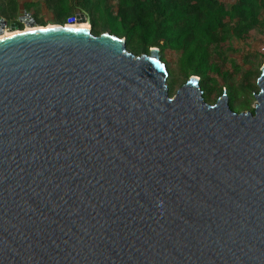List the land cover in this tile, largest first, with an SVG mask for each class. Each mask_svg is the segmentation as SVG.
<instances>
[{
    "label": "water",
    "instance_id": "water-1",
    "mask_svg": "<svg viewBox=\"0 0 264 264\" xmlns=\"http://www.w3.org/2000/svg\"><path fill=\"white\" fill-rule=\"evenodd\" d=\"M167 78L90 23L0 38V264H264V65L253 111Z\"/></svg>",
    "mask_w": 264,
    "mask_h": 264
},
{
    "label": "trees",
    "instance_id": "trees-1",
    "mask_svg": "<svg viewBox=\"0 0 264 264\" xmlns=\"http://www.w3.org/2000/svg\"><path fill=\"white\" fill-rule=\"evenodd\" d=\"M15 1L0 0V19L4 22L16 21ZM42 1L51 11L55 7L53 3L78 5V0ZM108 2L85 0L83 5L97 7L105 4V9L113 15V30L109 32L124 38L126 48L133 53H148L150 48H157L161 54L164 50L178 53L177 68L183 78L180 86L189 77L196 76L202 95L207 99L215 91L217 96L221 93V88L216 87V77H221L229 90V105L233 109L230 102L235 98L237 89L229 82L230 71L222 68L226 57L221 53V48L226 47L225 38L228 35L246 39L252 38L250 33L258 30L264 36V18L261 17L264 0H234L228 8L218 0H116L114 10H111ZM57 19L61 25L70 23ZM88 20L92 26L90 18ZM91 32L95 35L100 33L92 27ZM261 55L264 58V49ZM160 59L166 65V61ZM246 75L248 71L241 86L243 89H253V85L247 83ZM168 88L172 96L173 90Z\"/></svg>",
    "mask_w": 264,
    "mask_h": 264
},
{
    "label": "rangeland",
    "instance_id": "rangeland-1",
    "mask_svg": "<svg viewBox=\"0 0 264 264\" xmlns=\"http://www.w3.org/2000/svg\"><path fill=\"white\" fill-rule=\"evenodd\" d=\"M83 1L85 0H78V5H73L72 3H53L55 6L53 9L54 11H51L45 7L42 0H16L17 19L14 22H4L1 33L6 29L11 30V24H17L19 17H26L25 19L30 21L31 16L33 15L38 21L44 23L41 25L34 24L33 26H47L49 24L56 25L54 23L55 18L65 19L66 21L74 18L73 21L67 24L87 23L86 19L90 18V21L92 22L91 27L95 32L101 33L112 31L113 15L111 11L109 12V10L105 9L106 7L103 6L105 4H99L97 7L93 5L84 6ZM218 1L224 3L227 8L234 2V0ZM108 4L112 8L111 10H114L117 2L116 0H109ZM261 17L264 18V11L262 12ZM22 22V25H18L17 28L12 29V31H20L28 26L25 21ZM250 36L252 38L238 39L232 35H228L225 38L226 47L221 48V53L226 57L225 64H222V68L223 70L228 69L230 71L231 80L229 82L234 84L237 89L235 98H232V101L230 102L233 107L232 110L235 112L251 111L254 108L256 103L254 94L258 91L256 87V79L264 65V58L263 55H261V51L264 49V36L258 32V30H254L250 33ZM158 54L166 61V66L168 67L166 84L168 87L172 88V92L174 93L183 82V78L177 68L178 53L171 50H164L161 54L158 50ZM231 64L232 66L230 67ZM247 71L248 75H246V81L248 84L253 85V89H243L241 86L245 77V72ZM216 81V87L221 88V93L217 96L215 91L207 99L203 97L209 104H213L223 94H226L228 97L229 90L226 87L225 81H223L221 77H216Z\"/></svg>",
    "mask_w": 264,
    "mask_h": 264
},
{
    "label": "bare ground",
    "instance_id": "bare-ground-1",
    "mask_svg": "<svg viewBox=\"0 0 264 264\" xmlns=\"http://www.w3.org/2000/svg\"><path fill=\"white\" fill-rule=\"evenodd\" d=\"M40 29H75V30H80V31H87L89 29V24L88 23H71V24H63V25H52L49 24L47 26H26L25 29L20 30V31H12V30H4L0 34V38L14 35L18 32H29V31H35V30H40Z\"/></svg>",
    "mask_w": 264,
    "mask_h": 264
},
{
    "label": "flooded vegetation",
    "instance_id": "flooded-vegetation-1",
    "mask_svg": "<svg viewBox=\"0 0 264 264\" xmlns=\"http://www.w3.org/2000/svg\"><path fill=\"white\" fill-rule=\"evenodd\" d=\"M59 19H57V18H55L54 19V23L55 24H58L59 23V21H58ZM18 21V20H17ZM23 21V20H22ZM22 21H18V23L16 24L17 26L18 25H22L23 24V22ZM30 21H32L34 24H44V23H42L41 21H38L37 19H36V17L33 15V16H31V18H30Z\"/></svg>",
    "mask_w": 264,
    "mask_h": 264
},
{
    "label": "built area",
    "instance_id": "built-area-1",
    "mask_svg": "<svg viewBox=\"0 0 264 264\" xmlns=\"http://www.w3.org/2000/svg\"><path fill=\"white\" fill-rule=\"evenodd\" d=\"M26 17L23 18V20H25ZM4 26V25H3Z\"/></svg>",
    "mask_w": 264,
    "mask_h": 264
}]
</instances>
